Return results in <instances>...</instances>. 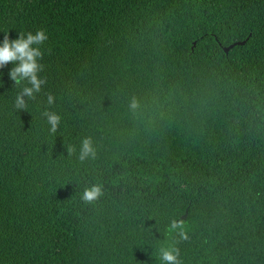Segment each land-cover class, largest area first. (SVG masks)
Wrapping results in <instances>:
<instances>
[{
  "label": "trees",
  "instance_id": "obj_1",
  "mask_svg": "<svg viewBox=\"0 0 264 264\" xmlns=\"http://www.w3.org/2000/svg\"><path fill=\"white\" fill-rule=\"evenodd\" d=\"M41 31L39 90L0 64V264H264V0H0V45Z\"/></svg>",
  "mask_w": 264,
  "mask_h": 264
},
{
  "label": "clouds",
  "instance_id": "obj_2",
  "mask_svg": "<svg viewBox=\"0 0 264 264\" xmlns=\"http://www.w3.org/2000/svg\"><path fill=\"white\" fill-rule=\"evenodd\" d=\"M47 39L46 34L41 31L35 35L29 33L27 37H21L17 40L5 39L2 45H0V64L6 63L8 61H18V66L12 73L13 77L18 79L29 78L36 90H39L40 81L36 76L37 71V61L36 58L40 55L38 47H33V45H38ZM32 88L25 89L26 92L31 94ZM135 107V104H133ZM55 121L56 117L52 118ZM85 150H90L88 148L87 142L85 145ZM99 193L98 188H93L85 192V199H92ZM165 259L168 261H174L175 256L171 253L165 254Z\"/></svg>",
  "mask_w": 264,
  "mask_h": 264
},
{
  "label": "water",
  "instance_id": "obj_3",
  "mask_svg": "<svg viewBox=\"0 0 264 264\" xmlns=\"http://www.w3.org/2000/svg\"><path fill=\"white\" fill-rule=\"evenodd\" d=\"M238 43H244V42H236V44H238ZM234 45H235V44H232V45H230V46H228V47H225V49L228 51V50H229L230 48H232ZM185 216H187V214H186Z\"/></svg>",
  "mask_w": 264,
  "mask_h": 264
}]
</instances>
